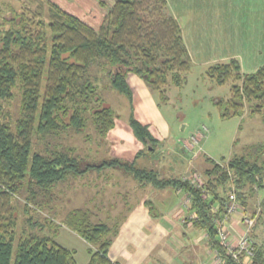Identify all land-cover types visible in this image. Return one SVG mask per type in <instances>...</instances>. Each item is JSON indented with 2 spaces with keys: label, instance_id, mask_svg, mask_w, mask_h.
<instances>
[{
  "label": "trees",
  "instance_id": "1",
  "mask_svg": "<svg viewBox=\"0 0 264 264\" xmlns=\"http://www.w3.org/2000/svg\"><path fill=\"white\" fill-rule=\"evenodd\" d=\"M19 1L18 8L0 5V264H77L76 251L57 239L58 223L41 220L38 213L70 177L106 167L123 168L142 184L183 190L190 198V203L184 201L188 214L183 223L205 230L210 246H218L228 263L219 243V222L231 230L237 217L242 234L243 215L254 217L249 230L256 242L253 264H264V142L227 160L207 156L203 173H194L201 175V186L191 178L161 177L154 168L139 165L137 157L155 150L158 139L133 113L129 125L144 148L132 161H88L70 143L75 134L90 142L105 139L116 123L117 114L104 104L99 78L91 72L93 65L103 67L111 87L130 101L131 73L143 78L163 102L169 101L171 86L185 85L193 60L168 0H99L106 12L96 26L53 0ZM206 74L219 85L231 84L230 96L216 101L222 118L248 112L264 122V65L245 72L240 59L231 57L211 64ZM18 94L20 112L15 116ZM89 125L95 134L85 133ZM232 190L240 212L227 215ZM20 194L25 195V219L16 203ZM62 223L94 247L87 264H120L109 255L118 226L94 222L83 208L70 211ZM257 227L263 230L259 233Z\"/></svg>",
  "mask_w": 264,
  "mask_h": 264
},
{
  "label": "rangeland",
  "instance_id": "2",
  "mask_svg": "<svg viewBox=\"0 0 264 264\" xmlns=\"http://www.w3.org/2000/svg\"><path fill=\"white\" fill-rule=\"evenodd\" d=\"M53 1L93 26L99 25L106 12V9L100 7L99 0ZM105 1L111 3V0ZM2 3L17 8L21 4L19 0H0V5ZM169 3L185 31L184 35L190 44L189 48L194 53L193 66L183 87L171 86L168 89V102L161 101L159 94L155 93L160 104L161 115L168 120V140L162 137L163 133L159 130L160 135H154L158 139L156 149L147 150L146 156L138 161L139 165L154 168L161 176L167 175V177L169 174L161 164L165 159L175 161L174 154H169L171 149L178 154L175 155L178 161L188 160L197 150H200L199 160L201 161L197 165L203 168L206 163L204 159L207 156L216 161L227 160L236 154L248 152L254 144L264 142V122L258 115L251 116L244 113L242 116L226 119L221 117L216 101L219 98L225 99L230 96L231 84L219 85L206 74V70L211 64L237 57L233 55L241 56L246 72L254 71L255 63L259 62H248L250 60L247 61L246 58L249 55V50L251 51L257 46H264V0H169ZM260 63L264 65V56ZM91 72L99 78L98 84L104 104L111 106L117 117L122 118V115L128 113L130 109L128 97L111 87L109 75L103 67L93 65ZM20 104L21 96L18 94L13 103L15 116L19 115ZM155 126L158 128L157 125ZM203 128L206 129L203 130ZM199 131L205 136L195 146L194 151L188 150L183 146L182 139L191 138L190 136ZM86 132L95 134L91 125L88 126ZM74 138L77 142L73 143L78 145L83 154L90 150V147H95L98 142L96 139L94 143L85 142V136L81 137L80 134H75ZM98 140L106 144L105 139L98 138ZM169 140L170 142H168ZM101 146L104 147V145ZM92 155L87 158L88 161L99 159ZM172 165L175 166L174 163ZM199 171L203 173L202 170L199 169ZM73 189L78 192L71 193L74 198L72 202L75 203L73 205H78L83 200L81 197L78 199L76 197L80 195L83 199L88 195H85L86 191L83 189ZM261 196L259 197L261 198ZM259 197L257 196L254 201L255 204H258ZM24 199V194H20L16 199V203L21 209L22 218L25 216L22 209ZM76 200L78 201L75 202ZM38 215L41 220L53 219L55 216L48 209L42 210ZM262 230L261 227H257V232L260 233ZM64 236H66V232L60 226L57 239L63 243L65 242ZM68 241L69 245L76 247L77 264H86L89 260L86 246L75 242L71 237L68 238Z\"/></svg>",
  "mask_w": 264,
  "mask_h": 264
},
{
  "label": "crops",
  "instance_id": "3",
  "mask_svg": "<svg viewBox=\"0 0 264 264\" xmlns=\"http://www.w3.org/2000/svg\"><path fill=\"white\" fill-rule=\"evenodd\" d=\"M170 11L173 12L171 8ZM173 15L176 17L174 12ZM184 32V41L194 60V53L189 48L190 44ZM233 56L240 59L244 70V61L241 56ZM263 56L264 46L249 50L247 61L259 62L255 63L254 71L262 65L260 62ZM128 82L133 90V100H129L128 113L122 115V118H116L115 126L104 140L106 144L97 140L95 147H90V150L84 153L98 157L99 159L95 161L100 162L109 158H120L126 161L136 159L144 145L134 135L129 125V117L132 113L139 121L148 124L152 133H155L154 135H160L161 131L162 137L168 140V120L161 115L156 94L147 82L135 73L129 74ZM80 136L82 137L83 134ZM189 140L190 138L182 139L184 147H186L185 142ZM73 142H77L74 136L70 138V143ZM172 150L169 154H174L175 161L165 159L161 164L169 174L168 177L193 176L194 173H201L199 169L202 170L207 165L204 163L203 168L197 165L201 161L199 160L200 150H197L188 160L181 159L180 161L176 157L178 154ZM145 156L146 153L141 154L137 160L140 161ZM173 163L175 166L172 165ZM161 177H167V175ZM73 188L83 189L86 191L85 195H88L83 199L78 195L76 199L81 197L83 200L78 205H73L75 203L72 202L74 198L71 193L78 192ZM186 198L185 192L181 189L158 188L152 183L142 184L131 173L120 167L91 168L84 174L72 176L60 184L55 190L54 199L47 208L49 212L55 214L53 220L58 223V228L62 226L63 231L66 232L65 242L61 243L77 253L76 247L69 245L68 238L71 237L75 242L86 246L89 259L93 246L62 223L70 211L78 208L90 210L94 222L118 226L119 232L114 237L109 251L110 258L115 262L120 264H202L211 256L210 241L205 230L193 226L191 222L183 223L188 214L184 206ZM231 225H233L231 230L234 235L244 230L237 217L232 219Z\"/></svg>",
  "mask_w": 264,
  "mask_h": 264
},
{
  "label": "built area",
  "instance_id": "4",
  "mask_svg": "<svg viewBox=\"0 0 264 264\" xmlns=\"http://www.w3.org/2000/svg\"><path fill=\"white\" fill-rule=\"evenodd\" d=\"M204 136L205 134L199 131L197 134L193 135L189 141L185 142L186 148L192 150L201 142ZM184 178H191L192 182L201 186L202 178L200 174L185 176ZM186 203H190L189 197L186 198ZM226 209L227 215L234 212H240L235 190H232L229 193ZM194 217L195 214L190 215L191 220ZM243 223L246 225V231L242 234L234 235L230 228H227V226L219 222V243L224 247L231 262L228 263L226 256L222 254L221 249L218 246L211 245V256L208 261L202 264H253L256 255V242L252 238L249 230L254 225L255 219L254 217L243 215Z\"/></svg>",
  "mask_w": 264,
  "mask_h": 264
}]
</instances>
